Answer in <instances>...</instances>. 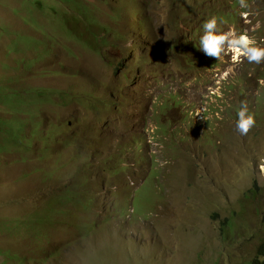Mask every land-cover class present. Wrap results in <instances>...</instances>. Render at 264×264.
<instances>
[{"label": "rangeland", "instance_id": "374dc122", "mask_svg": "<svg viewBox=\"0 0 264 264\" xmlns=\"http://www.w3.org/2000/svg\"><path fill=\"white\" fill-rule=\"evenodd\" d=\"M246 2L0 0V264L254 259L264 61L187 44L216 16L264 47V0Z\"/></svg>", "mask_w": 264, "mask_h": 264}, {"label": "clouds", "instance_id": "9594fccd", "mask_svg": "<svg viewBox=\"0 0 264 264\" xmlns=\"http://www.w3.org/2000/svg\"><path fill=\"white\" fill-rule=\"evenodd\" d=\"M238 3L241 9L249 7L246 0H238ZM241 15L247 16L248 12H241ZM217 23L218 19L216 16H211L202 23V33L198 39V47L195 45L196 48L206 56L217 59H220L222 53L231 51L233 60H237L242 55L250 64H260L264 61V47L258 46L255 39L250 38L243 32L237 34L234 30L220 32L217 28ZM220 23H223V21L221 20ZM255 123L256 120L249 111L247 102L241 101L236 111V130L241 135H245Z\"/></svg>", "mask_w": 264, "mask_h": 264}, {"label": "trees", "instance_id": "16d2710c", "mask_svg": "<svg viewBox=\"0 0 264 264\" xmlns=\"http://www.w3.org/2000/svg\"><path fill=\"white\" fill-rule=\"evenodd\" d=\"M195 31L198 33H201V27L196 28ZM193 42L194 41L191 42V41L187 40V44H190L192 47H195V45H192ZM197 47H198V45H197ZM196 49H198V48H196ZM198 52L200 53V55L206 56L202 51L199 50ZM50 96H51V100H54L55 102L58 101V100H55V98H59V94L51 93ZM249 194H254V192L250 191ZM219 229H220V232H221L224 240H227L226 230H230V231H233L235 233L234 223L228 218L224 222L221 223ZM249 264H264V239L262 241H260V243L258 244V246L256 248L255 257Z\"/></svg>", "mask_w": 264, "mask_h": 264}]
</instances>
